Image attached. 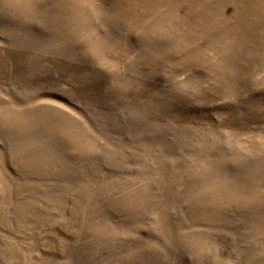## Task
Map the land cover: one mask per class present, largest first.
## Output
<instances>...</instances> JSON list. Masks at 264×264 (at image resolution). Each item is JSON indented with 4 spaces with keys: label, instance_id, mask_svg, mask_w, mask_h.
<instances>
[{
    "label": "rangeland",
    "instance_id": "rangeland-1",
    "mask_svg": "<svg viewBox=\"0 0 264 264\" xmlns=\"http://www.w3.org/2000/svg\"><path fill=\"white\" fill-rule=\"evenodd\" d=\"M0 264H264V0H0Z\"/></svg>",
    "mask_w": 264,
    "mask_h": 264
}]
</instances>
